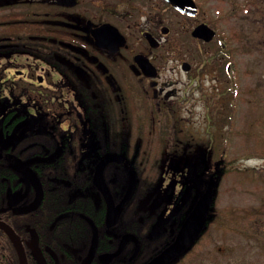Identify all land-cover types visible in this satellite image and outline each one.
I'll return each mask as SVG.
<instances>
[{
  "label": "flooded vegetation",
  "instance_id": "flooded-vegetation-1",
  "mask_svg": "<svg viewBox=\"0 0 264 264\" xmlns=\"http://www.w3.org/2000/svg\"><path fill=\"white\" fill-rule=\"evenodd\" d=\"M193 1L194 15L167 0H0V214L19 238L26 264H85L88 258L87 264H148L173 242L210 179L211 202L200 233L164 264H264L222 259L223 248L213 241L221 224L220 165L214 155L212 164L204 162L203 131L204 122L218 115L205 105L199 80L207 68L218 69L223 57L216 51L206 56L204 46L218 31ZM200 24L214 31L209 42L191 35ZM185 39L196 46V62H180L186 80L178 89L161 79L159 65L173 43ZM162 49L169 51L155 54ZM137 55L155 70L147 71ZM217 95L209 96L214 101ZM131 133L158 142L147 171L125 170L122 154ZM176 137L184 140L180 163L170 156ZM108 157L118 159L101 173L114 206L126 193L129 172L134 176L111 226L108 198L93 181L96 165ZM188 196L192 200L177 211ZM8 245L20 264L9 235Z\"/></svg>",
  "mask_w": 264,
  "mask_h": 264
},
{
  "label": "rangeland",
  "instance_id": "rangeland-1",
  "mask_svg": "<svg viewBox=\"0 0 264 264\" xmlns=\"http://www.w3.org/2000/svg\"><path fill=\"white\" fill-rule=\"evenodd\" d=\"M201 4L204 22L218 31L205 54L214 51L219 68H207L199 83L205 89V105L215 111L214 122H204V139L213 134L210 151L219 159L216 207L221 212L214 242L223 249L220 258L264 259V0H195ZM174 34L179 28L174 27ZM183 36L179 32V37ZM179 39V38H177ZM176 41L170 56L160 63L161 79L181 88L186 80L180 62H196L195 44ZM222 43L226 46L222 48ZM207 56V54H206ZM194 60V61H192ZM229 65L228 71L226 66ZM196 68L198 65L195 66ZM196 74V71H195ZM219 86L214 87L213 84ZM232 93L230 96L229 93ZM215 100L213 101V97ZM212 115V113H210ZM198 122L190 123L197 125ZM207 124L210 130L207 129ZM194 126V127H195ZM214 126V127H213ZM196 129V127H195ZM206 130V131H205ZM209 132V133H208ZM223 160V161H222ZM223 163H222V162ZM212 162V160H211ZM149 200V199H148ZM180 199L179 209L190 202ZM187 203V204H188ZM145 210L149 205L142 204Z\"/></svg>",
  "mask_w": 264,
  "mask_h": 264
},
{
  "label": "water",
  "instance_id": "water-1",
  "mask_svg": "<svg viewBox=\"0 0 264 264\" xmlns=\"http://www.w3.org/2000/svg\"><path fill=\"white\" fill-rule=\"evenodd\" d=\"M170 4H172L176 9L187 12L190 15L196 14L197 7L193 0H167ZM191 35L194 38L202 39L204 42H209L215 35L214 31L209 28L205 24L198 25L192 32ZM123 41L120 42L117 45V48L123 45ZM151 43V42H150ZM155 46V45H154ZM116 48V49H117ZM138 58H143L145 60V69L148 70H155L154 67L147 61V59L142 55H137ZM182 69L187 70L188 64L183 63ZM152 76H155V73L149 74ZM30 122V120L28 121ZM26 124H29V123ZM110 161H118V159L113 157L104 158L102 161H100L96 167L94 172V185L102 191V193L105 195L106 198H108V213H107V225L111 226L114 225L118 219L119 213L122 210V207L126 201V199L129 197L133 185H134V176L133 173L129 172V183L126 190V193L120 203L116 206H114L112 199L110 198V195L108 191L106 190V187L103 183L101 173L102 168L104 165ZM213 187V181L212 179L209 180L207 187L204 191V193L198 198L196 204L194 205L193 209L187 216V218L184 220L182 225L180 226V229L178 230L173 242L167 246L165 249H163L158 255H156L148 264H164L165 262L169 261L172 257L175 255L181 253L192 241L196 236L200 233L211 202V190ZM0 229L4 231L7 236L11 238L16 251L18 252L20 264H26L23 249L20 244L19 238L14 234V232L8 227L7 224L0 221ZM127 239V236L124 238V240ZM95 247V234L93 238V246L90 250V255L93 252V249ZM88 259H86V263H88ZM40 264H43L42 261Z\"/></svg>",
  "mask_w": 264,
  "mask_h": 264
},
{
  "label": "trees",
  "instance_id": "trees-1",
  "mask_svg": "<svg viewBox=\"0 0 264 264\" xmlns=\"http://www.w3.org/2000/svg\"><path fill=\"white\" fill-rule=\"evenodd\" d=\"M229 94L232 96L231 92ZM4 115L5 96L3 89L0 87V132L3 131L4 127ZM153 141L154 137L152 136H141V138H136L133 133L130 135L126 134L124 152L122 154L125 170L132 168L135 173L136 170L147 171L148 164L150 163V151H152L154 145L158 146V142L154 144ZM213 146V134L212 136L210 134L208 138L204 139L203 144V156L206 164H212L211 160L213 161V155L210 151L213 150ZM182 150H184V140L180 137L172 139L170 156L174 159V163H180ZM138 163H140L139 166ZM0 220H3L6 224H8V218H5L1 214ZM0 264H18L16 252L11 245H8V236L2 230H0Z\"/></svg>",
  "mask_w": 264,
  "mask_h": 264
}]
</instances>
